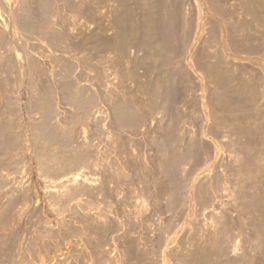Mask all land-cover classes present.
Wrapping results in <instances>:
<instances>
[{"label": "rangeland", "instance_id": "1", "mask_svg": "<svg viewBox=\"0 0 264 264\" xmlns=\"http://www.w3.org/2000/svg\"><path fill=\"white\" fill-rule=\"evenodd\" d=\"M40 1L27 0L28 4L25 3V8L22 7L23 12L21 9L13 12H19L16 22H21L14 26L16 35L19 36L17 39H20L19 49L17 52L6 53L4 60H0V264H136L133 255L128 254L129 245L126 243L130 240L124 235L129 231L134 232L131 237L136 235L137 240L143 237L139 240L142 250H158L166 243L165 238L162 241L158 237L157 241L156 231L160 230H164L166 238L173 240V247L169 246V261L171 264H178L174 255L181 251L180 246L186 238L185 235L191 229L195 230L200 221L207 219L205 211L208 199L204 197L202 182L196 181L198 162L189 164L184 175L179 177L181 185L191 189L185 197L184 205L174 203L169 182L161 174L159 166L161 153L158 144L163 136L157 129L158 124L142 131L143 125L140 128L133 124L128 116L124 117V120L127 119L125 123H121L123 119L117 118L114 110L116 108H113L117 103L122 109L127 107L131 112L136 108L135 112H140L141 117L145 113L144 117L149 120L146 97H141L135 83L127 79L128 69L117 68L118 64L113 61L111 65L117 78L114 81L115 87L112 86L113 91L105 93L102 89L100 92L95 87L97 80L94 81L95 72H92L96 70L94 59L103 49L101 45L113 42L115 38L114 17L111 13L116 7L115 4L108 3L106 6L101 2L96 6L99 8L100 4L102 7L104 5L103 8L100 6L101 11L92 10V15L88 18L93 20L90 22L93 23L90 33L97 29L95 33L92 32L93 35L96 34L98 28L103 30V26L106 33H100L99 30L96 38L104 39L99 38L97 43L94 36L92 42L83 48L81 38L71 35L69 37L60 26L63 21L60 18L63 17L60 3L57 5L58 0H46L49 3L46 6L40 5ZM236 1L233 0L232 4L237 7L240 2L237 5ZM99 11L103 13H100L101 16L98 15ZM92 16L97 18L93 19ZM246 18L247 21L252 20L249 16ZM18 24L22 26L18 27ZM253 28L257 32L250 30L251 35L249 33L247 43L245 41L246 47H241L240 44L244 41L242 39L241 43L240 39L239 44L237 43L242 48L241 51L246 49L243 50L245 53L250 52L251 47L257 48V44L260 47L262 40L264 41V36L261 37L264 34L263 27L258 30ZM92 43L95 44L94 48ZM97 48L99 49L96 50ZM2 57L0 58L3 59ZM25 64L27 68L24 67ZM118 74L124 77L119 85ZM179 77L174 79L175 84L170 87L177 97L175 101H179L185 93L184 80ZM116 86L120 89L119 94H124L119 96ZM180 89L183 91L180 92ZM85 105L93 106L91 111L86 113L85 110H80L83 106L89 108ZM43 125L46 126L43 129L46 131L44 136L42 130L40 129L41 133L38 130ZM165 125L167 123H163L164 127ZM45 135L46 138L50 135L51 142L46 140ZM204 141L198 144L201 151L208 145ZM79 156L82 160L85 158L82 166L66 167L71 166L72 160ZM76 173L83 175L78 183L75 182L77 184L64 181L69 175ZM83 178L88 179L87 182ZM72 189H77V195L68 202L69 199L65 200L66 194L69 193V198L70 193L74 192ZM78 190L81 192L78 193ZM135 224L141 225H138L139 229L135 227L138 230H132ZM146 225L149 226L147 230H150L145 229ZM122 230L125 231L122 234L126 238L124 240L120 236ZM258 245L259 241L255 238L248 219H237L232 227L230 240L224 244V254L219 260L221 264H264V250H259Z\"/></svg>", "mask_w": 264, "mask_h": 264}, {"label": "bare ground", "instance_id": "2", "mask_svg": "<svg viewBox=\"0 0 264 264\" xmlns=\"http://www.w3.org/2000/svg\"><path fill=\"white\" fill-rule=\"evenodd\" d=\"M26 1L0 0V57L3 56V59L0 58V60H4L6 53L10 51L17 52L19 49L20 39H17L19 36L16 35L14 29L15 23L20 22L18 20L16 22V17H18L16 15H19V12L16 14L13 12L15 10L20 11L19 9L22 11V7L25 6ZM238 1L240 4L237 7L232 4L233 0L57 1V5L58 2L60 3L59 8L62 12L61 17H63L60 18L63 19L60 26L64 28L66 35L68 34L69 37L71 35L73 37L77 36L79 39L81 38L82 42L78 41L83 44L81 46L83 48L92 42L91 40H93L94 36L97 43L99 38L104 39V37L96 38V34L100 28H98L99 30L96 34H92L94 31L90 33V27L93 24H90V22L93 20L88 18L90 14L92 15V10L101 11L104 5L102 7L100 4L101 8L100 6L99 8L96 7L101 2L106 4V6L108 3L115 4L114 6L116 7L111 12L114 17L113 28L115 30V38L112 40L113 42L107 41L108 44L101 45L103 49L98 52L97 58L95 57L94 59L96 67L93 66L96 70L92 72H95V75H93L95 76L94 81L97 80L95 87L99 88L100 92L102 89L106 91L105 93L113 91L112 88L115 87L114 81L116 82L117 79L111 65L113 61L118 64V67H115L119 69L125 67L128 69L127 74L129 75H126V77L128 76L127 79L135 83L137 93L141 94V97L143 96L144 99L146 97L145 105L148 107L147 114L149 115V120L146 116L144 117L145 113H142L141 117L140 112H135L136 108H133L134 111L132 112L128 111L127 107L125 108L128 112L125 108L122 109L118 105L119 103L116 102L117 100L115 101L117 104L113 108H116L114 110L116 111L117 118L119 120L123 119L121 123L123 121L125 123L127 119L125 118L124 120V117L128 116L133 124H137L139 127L141 124L143 125L142 131L158 124L157 129L158 131L160 130L163 136L162 141L158 144L159 153H161L159 166L161 174L169 182L170 193L174 199V203L184 205L185 197L190 193L191 189L184 188L179 182V177L184 175L189 164L193 161L198 162L196 181L202 182L204 197L208 199L207 210L205 211L207 219L200 221L196 224L195 230L191 229V232L185 235L186 238H184V241L182 240V245L180 246L182 248L181 251H178L177 255H174L176 257L175 262L177 261L178 264H221L219 259L224 254V244H227L230 240V233L237 219H248L249 225L253 227L255 238L259 241L258 249L264 250V41L262 40L260 47L257 44V48L251 47V50L249 48L250 52L248 53L243 51L245 48L241 51V47L245 46V41L246 43L248 41L247 35L250 33V30H254L255 33L257 32L253 27L257 30L262 27L264 29V0ZM238 1H236L237 5ZM39 3L46 6L47 1L41 0ZM5 7L6 10H4ZM42 9H45V7ZM100 11L98 15L101 16L103 13ZM20 15H22L21 12ZM248 16L252 18V20H248L249 22L246 20ZM55 19L57 20V18ZM44 20L46 19L44 18ZM251 21L253 25L250 23ZM20 26L22 24L18 27ZM103 30H105L104 26ZM103 30H100V33ZM88 32L93 36H90ZM103 33H106V31H103ZM250 35L248 36L249 40L251 39ZM262 36L264 34H261ZM239 39L240 42L238 41ZM241 39L244 40L242 43ZM238 42L241 43V49L239 48L240 45L238 46ZM69 45L71 46V44ZM80 50L82 51V48ZM83 50L85 51L86 49ZM91 50L94 49L91 47ZM8 56L6 57L8 58ZM71 56L70 54L69 57ZM114 56L116 57L115 59ZM179 76L184 80L183 85H185V89H183L185 93L179 101H175L177 97L171 92L173 90H170V87L174 83V79ZM123 78L118 74V85L123 81ZM117 88L118 95L120 96L122 92L120 91L121 93L119 94L120 89L119 87ZM183 89H180V92ZM98 93L96 94L98 95ZM108 94L105 95L108 96ZM87 106L85 105V107ZM141 106L144 107V105ZM92 107L84 108L83 106V109H79L85 110L87 113L89 110L91 111ZM132 123L130 122L131 125H133ZM163 123H167V125L164 127ZM44 126L38 129L39 131L40 129L42 130L43 136L46 133L43 130L46 129V126ZM208 129H211V132H208ZM48 137L50 139L46 138V140L51 142L50 135ZM202 140L208 143V147L206 146L205 150H202L203 152L198 148V144ZM83 160L85 162V158ZM83 160L80 156L79 158L76 157L72 160V165L66 167H78L84 164L82 163ZM68 177L64 181L74 184L75 182L78 183L83 175L76 173ZM75 190H73V193H70L69 198V193H67L65 200L69 199L68 202L72 201L71 198L73 199L77 195ZM79 191L81 192V190H78V193H80ZM88 217L86 216V218ZM60 222L63 221L60 220ZM139 223L141 224V221ZM138 225L136 226L135 224L132 230L138 227ZM145 227L146 230L149 228L147 225ZM137 230L135 231L136 233H138ZM153 231L155 232V230ZM123 232L125 233L122 230L120 236L124 234ZM180 232L183 233V231ZM128 233H126V236L124 235V237H128V240H130L128 241L130 242L129 244L126 240V245H129L128 254L133 255L136 264L172 263L169 261V251L173 247L171 245L173 240L165 237L164 230L156 231V236L158 235L157 241L158 237L162 241L166 239V243L162 242L164 245H161V247L158 245V250H142L139 240H142L143 237L137 240L136 235L131 237L134 232H131L132 235ZM124 237L121 240L126 239ZM36 256L38 255L36 254Z\"/></svg>", "mask_w": 264, "mask_h": 264}]
</instances>
